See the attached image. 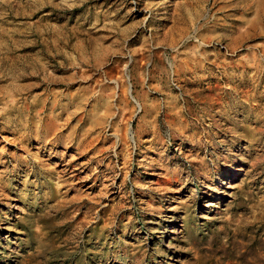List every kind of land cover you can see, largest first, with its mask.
<instances>
[{"label": "rangeland", "instance_id": "rangeland-1", "mask_svg": "<svg viewBox=\"0 0 264 264\" xmlns=\"http://www.w3.org/2000/svg\"><path fill=\"white\" fill-rule=\"evenodd\" d=\"M0 264H264V0H0Z\"/></svg>", "mask_w": 264, "mask_h": 264}]
</instances>
